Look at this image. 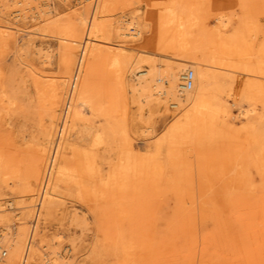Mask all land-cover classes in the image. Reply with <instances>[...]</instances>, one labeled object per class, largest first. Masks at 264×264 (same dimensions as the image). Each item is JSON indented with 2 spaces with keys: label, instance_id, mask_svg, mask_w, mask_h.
I'll return each instance as SVG.
<instances>
[{
  "label": "rangeland",
  "instance_id": "rangeland-1",
  "mask_svg": "<svg viewBox=\"0 0 264 264\" xmlns=\"http://www.w3.org/2000/svg\"><path fill=\"white\" fill-rule=\"evenodd\" d=\"M8 1L0 9L1 208L14 220L9 201L34 213L32 194L40 197L53 174L63 195L50 212L43 207L26 264H47L45 252L70 247L69 264H264V122L257 123L259 115L264 120V0H109L107 27L127 18L140 32H114L112 43L97 45L109 51L105 57L87 50V30L64 27L80 12L90 19L87 8L99 0H47L49 14L40 12L46 0L30 10ZM220 16L229 23L222 27ZM204 24L221 29L218 42L201 38ZM120 47L163 65L177 56L222 58L238 95L229 116L221 114L228 127L201 130L212 116L186 127V107L159 93L143 103V117L139 95L120 83ZM84 88L97 122L113 128L98 144L99 130H80L71 105L74 91L85 98ZM68 115L69 142L59 152ZM155 181L163 194H151ZM24 218L29 231L35 215Z\"/></svg>",
  "mask_w": 264,
  "mask_h": 264
},
{
  "label": "bare ground",
  "instance_id": "bare-ground-1",
  "mask_svg": "<svg viewBox=\"0 0 264 264\" xmlns=\"http://www.w3.org/2000/svg\"><path fill=\"white\" fill-rule=\"evenodd\" d=\"M35 1L36 0H15L14 3H19L20 5L24 4L29 7L30 10L38 6ZM82 1L92 2L95 0ZM108 2L109 0H99L94 8L88 7L87 9L93 13L90 19L85 14L80 12L75 18L77 22H71L64 26L72 34H76L79 29L84 31L87 30L86 37L88 40H86L89 42L87 44V50L94 56L105 57L109 55V51L107 49L103 46L99 47L97 45L101 43H112L111 36L114 32L123 36H136L140 32V30L136 28V23L127 18L120 19V25H118L119 27L117 29L107 27L108 23H106L107 20L103 18L104 16L102 12ZM10 5L11 4L7 0L3 5H1L3 7L0 9L2 10L4 8L11 7ZM40 9V12L44 14L52 12V8L47 0L43 3V7H40ZM17 14L19 13H16V16H18ZM222 17L223 16H220V19L223 21L221 26L223 27L229 23V19L228 17ZM45 20L47 21V19ZM53 20L58 21L57 19ZM131 28H134L137 31L133 29L135 32H131ZM201 29L202 39L210 38L211 40H216L221 36V29L219 28L212 29L210 31V29L207 28V25L204 24ZM216 42L218 41L216 40ZM135 50V53H127L120 47L116 49L115 55L121 66L120 83L124 88L131 87L132 91L139 95L141 115L143 117L146 116L143 103L148 102L151 99L150 96L159 93L163 94L165 99L170 100V104L173 107H177L179 109H184L186 107L184 109V114H182V118L185 120H183L182 123H184L186 127H191L194 120H200L205 116H212L211 118L214 122L210 128L206 125H202L203 129L201 127L200 129L203 131L219 130L228 125L225 117L224 119L221 118V114H223V116H229L232 110L231 106L236 104L238 101V95L234 92L235 87L232 84V78L229 72L223 69L225 64H223L224 60L222 58L215 57L214 60H210L201 59L197 56H192L190 58L177 56L174 57V60H167L166 65H163L157 58L153 56L144 57L140 49ZM38 52L41 54L42 48H40ZM43 54L47 56L46 51H44ZM145 63H149L151 67H144ZM190 70L194 71V86L192 88H188L186 86V77ZM130 80H134V83L131 84ZM84 91L85 98L80 97V94L78 95L79 91L73 92L71 105L74 108V114L76 115L77 120L76 123L80 127V130H83L86 133H92L94 130H99V135L96 134L93 137L96 144H98L99 138H101L100 141L104 139L101 136L108 135L112 132L113 128L109 122H105L103 124L97 122L96 102L94 101V98L88 94L85 88L83 89V93ZM209 97L213 99L212 103L216 105L212 106L210 102H207ZM51 119L52 135H56L58 131L57 113L53 116L51 114ZM71 122H73V120L68 115L63 125L60 142L57 144V151L59 152L67 147L66 145L69 142L67 130L70 128ZM263 122L264 120L262 119V116L259 115L257 123L260 125V123ZM160 143V141L156 143L157 148L160 147ZM76 148L77 147H72L73 151H75ZM56 164L58 165L59 162ZM51 177L53 178L46 179L44 189L40 197L38 193L32 194V197L36 202L31 206L37 205V209L36 211L34 210V213L30 208L27 211H23L24 205H21L20 202L16 203L14 201H9V208L17 209L14 213V220L11 219L9 213L4 212L0 203V264H15L17 257L20 259V264H26L28 253L32 248V243H34L37 247V242L34 240L33 234L36 230L43 207L50 212L53 207L63 201H61V197L63 195L61 194V190L58 188L57 180L54 179L55 174ZM151 178L154 179L155 177ZM149 184L151 186L149 190L152 195L163 194L161 193L163 192V190L161 191V189H163L161 186L162 183H156L155 181ZM186 195H189V192L187 193L185 191L181 193L182 197H187ZM192 195L195 196V193H190V196ZM5 209H7V207ZM125 210L127 211H124V216L131 219L132 225H134L135 218H133V212L130 210V207H125ZM141 213H144L142 209ZM120 214H122V212H120ZM152 214H154V212H152ZM24 215L31 216L32 220L35 215L33 227H30L29 231H27L28 226L26 224L28 221H25ZM78 217V213L73 214V220L77 221V223L79 222ZM21 248H23V253L18 256ZM71 250L72 247L66 249L65 253L56 249H52L50 251L48 250L44 253L43 258L47 264H69L70 258H68V255ZM5 252L6 256H3V253Z\"/></svg>",
  "mask_w": 264,
  "mask_h": 264
},
{
  "label": "built area",
  "instance_id": "built-area-1",
  "mask_svg": "<svg viewBox=\"0 0 264 264\" xmlns=\"http://www.w3.org/2000/svg\"><path fill=\"white\" fill-rule=\"evenodd\" d=\"M186 86L188 88H192L194 86V71L193 70H190L188 72V75L186 77ZM3 256H6V252L3 253Z\"/></svg>",
  "mask_w": 264,
  "mask_h": 264
}]
</instances>
